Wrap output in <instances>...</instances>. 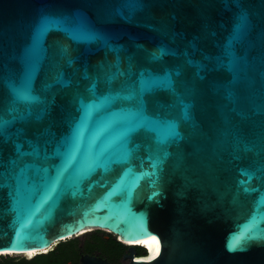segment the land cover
Listing matches in <instances>:
<instances>
[{
	"label": "water",
	"instance_id": "1",
	"mask_svg": "<svg viewBox=\"0 0 264 264\" xmlns=\"http://www.w3.org/2000/svg\"><path fill=\"white\" fill-rule=\"evenodd\" d=\"M128 8L126 0H0V119L25 115L23 105L10 111L6 82L25 81L29 66L47 109L37 120L42 106H34L30 120L17 119L0 136V252L51 251L104 230L119 240L158 239L150 259L126 243L127 264H264V0H142ZM41 14L67 18L82 42L53 31L32 46ZM240 14L250 27L236 38ZM83 26L106 43L88 41ZM160 49L165 54L152 60ZM141 72L169 75L191 106L183 121L172 92L145 94L148 112L179 120L183 135L159 169L150 136L127 142L135 101L105 99L125 95L123 82L138 83ZM35 143L39 158L16 156V144L29 152ZM126 151L127 163H109ZM40 166L48 168L43 180ZM245 234L260 238L228 251ZM80 264L112 263L84 255Z\"/></svg>",
	"mask_w": 264,
	"mask_h": 264
},
{
	"label": "snow or ice",
	"instance_id": "2",
	"mask_svg": "<svg viewBox=\"0 0 264 264\" xmlns=\"http://www.w3.org/2000/svg\"><path fill=\"white\" fill-rule=\"evenodd\" d=\"M126 4L129 5V11H135L137 7L141 6L142 0H126ZM67 18L56 16L54 14H41L38 17V20L34 26L32 40L33 45H41L43 44L44 38L53 31L61 32L75 43H81V38L76 35L74 32L70 31L67 28ZM88 33V41L101 40L105 41V38L95 31L91 29H86V26H83ZM250 27V20L247 14H240L237 17V22L234 27V35L236 38L239 37L241 31ZM106 43V41H105ZM165 54L163 49H160L158 53L154 52L151 54L152 60H158L162 55ZM71 63V61H69ZM231 68V64L229 65ZM115 77H109V83ZM31 78V66H29V75L25 81L17 83L15 80H8L6 82V87L9 90V106L10 111L15 113L16 107L19 105H23L25 108L24 116H13L11 120H3L0 119V136L3 135V131L5 126H11L14 124L17 119L19 120H30L33 113V107L36 105H40L41 110L35 113L36 119H42L46 114L47 109L43 107L44 102L40 100V97L35 94V89L32 84ZM158 88L167 89L172 92L175 97L174 106H177L180 109V118L183 121H188L191 118V106L185 101V98L175 91L173 87L172 79L169 75H165L163 77H153L151 75L146 76L144 72H141L139 75V80L137 82L125 81L121 86V90L126 94L121 96V92L117 91L115 94L109 92L108 96L105 97L108 99H123L127 101H135V107L128 110L127 117L125 119V135L127 136V142L131 143L138 135L150 136L153 140L154 150L156 153L155 159L152 161V168L159 169L160 166L165 162V160L170 155L168 149L173 144L178 145L181 140H183V135L180 131V121L175 119H166L162 118L159 115L150 114L146 108L144 102V96L146 93H150L155 91ZM88 91L90 93H95V84H93ZM83 104V101H81ZM79 134V133H78ZM16 156H35L39 158L40 155V146L38 143L33 144L31 150L29 152H25L23 150L22 144L15 145ZM130 158V154L127 151L124 154L119 152L114 153L113 157L110 158L109 163L111 164H120L122 161L127 163ZM75 159V151L69 153L68 159L66 162V166H70L72 160ZM12 165L15 166L16 161L13 160ZM66 170V169H65ZM48 168L44 166H40L36 169V176L38 179L43 180L47 175ZM43 174V175H42ZM63 175L62 171H58L51 179V183L49 186L50 191H55L56 187L60 183V178ZM155 179L151 180V184L153 187L156 186L157 180L159 179L156 171L151 174ZM0 186L2 185V181H0ZM159 193H155L158 195ZM144 235H150L149 233H145ZM257 238L259 239V234H253V236H249L245 234L242 238L236 240L235 242H230L227 246L228 251H244L246 248L243 246L249 240ZM157 246L159 245V241L156 237L151 238ZM145 243H150L149 241H145ZM14 248V246H13ZM158 250V249H157Z\"/></svg>",
	"mask_w": 264,
	"mask_h": 264
},
{
	"label": "flooded vegetation",
	"instance_id": "3",
	"mask_svg": "<svg viewBox=\"0 0 264 264\" xmlns=\"http://www.w3.org/2000/svg\"><path fill=\"white\" fill-rule=\"evenodd\" d=\"M78 239L77 243L67 244L61 248H58V244L55 247V250L57 251L56 253H60L62 249L70 253V257L67 259V264H80L81 258L84 255L101 257L112 264H127L128 262V259L126 258L129 254L128 247L115 250L114 247L117 245V236H114L113 234H105L102 231L95 230L85 234L83 237H79ZM140 252L141 251L137 249L136 254L139 256ZM2 257H10V261L15 264H35L34 259L36 256L28 257V255H25L23 257H14L12 255H5L0 257V262L3 260Z\"/></svg>",
	"mask_w": 264,
	"mask_h": 264
},
{
	"label": "trees",
	"instance_id": "4",
	"mask_svg": "<svg viewBox=\"0 0 264 264\" xmlns=\"http://www.w3.org/2000/svg\"><path fill=\"white\" fill-rule=\"evenodd\" d=\"M78 240H79L78 238L66 240L64 242H61L58 245V248H61L67 244L77 243ZM116 244L117 245L114 247L115 250H119V249L127 247V245H125L124 243H122L118 240H117ZM137 249L141 251L139 254V257L146 256L145 250L143 247H141L139 245V246H137ZM56 252L57 251L54 249V250H51L47 253H42V254L36 255V257L34 259L35 264H67V259H69L70 253L66 250H63V249L60 253H56ZM2 258H3V260L0 262V264H15V263H12L10 261V257H2Z\"/></svg>",
	"mask_w": 264,
	"mask_h": 264
},
{
	"label": "bare ground",
	"instance_id": "5",
	"mask_svg": "<svg viewBox=\"0 0 264 264\" xmlns=\"http://www.w3.org/2000/svg\"><path fill=\"white\" fill-rule=\"evenodd\" d=\"M154 237V236H152ZM152 237H148L142 240H137V241H126V240H122L123 242H128L127 244L130 245H143L147 247V250L149 251V254H147L145 257L146 259H150L152 258L156 253H157V249H159V245L157 246V244L151 240ZM158 240V239H157ZM145 241H149L150 243H145ZM50 248L48 249H42V250H29V251H25V252H15V251H3L0 252V255H18V254H31V253H43V252H48Z\"/></svg>",
	"mask_w": 264,
	"mask_h": 264
},
{
	"label": "rangeland",
	"instance_id": "6",
	"mask_svg": "<svg viewBox=\"0 0 264 264\" xmlns=\"http://www.w3.org/2000/svg\"><path fill=\"white\" fill-rule=\"evenodd\" d=\"M100 231H102L103 233H108V232H106V231H104V230H100ZM109 234V233H108ZM71 239H73V238H71ZM117 240L118 241H120L119 240V238H117ZM121 242V241H120ZM124 244H126V243H124ZM36 254H38V253H31V254H18V255H13L14 257L15 256H18V257H23V256H25V255H28V257H33L34 255H36ZM0 257H1V255H0Z\"/></svg>",
	"mask_w": 264,
	"mask_h": 264
}]
</instances>
